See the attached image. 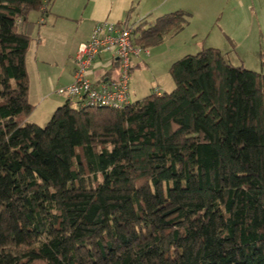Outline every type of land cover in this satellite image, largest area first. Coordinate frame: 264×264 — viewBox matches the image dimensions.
<instances>
[{
	"label": "trees",
	"instance_id": "1",
	"mask_svg": "<svg viewBox=\"0 0 264 264\" xmlns=\"http://www.w3.org/2000/svg\"><path fill=\"white\" fill-rule=\"evenodd\" d=\"M50 2L0 0V264H264V73L206 47L171 65L172 91L68 99L42 127L23 24ZM189 16L144 22L135 43Z\"/></svg>",
	"mask_w": 264,
	"mask_h": 264
},
{
	"label": "crops",
	"instance_id": "2",
	"mask_svg": "<svg viewBox=\"0 0 264 264\" xmlns=\"http://www.w3.org/2000/svg\"><path fill=\"white\" fill-rule=\"evenodd\" d=\"M136 1L138 3L135 5ZM51 2L53 4L52 6H50V3L48 5L44 23V25L51 24L50 28H46V30L42 33L43 39L40 38L39 44H37L35 49V56L37 61L36 72L39 75L40 79V82L38 81L36 83V92L40 95L39 98L42 99L43 102L44 100H48L47 98L50 97V88L54 86L55 83L51 77V73L56 72L55 69L60 70V74L57 73L59 76L58 80L59 82H63L59 87L68 85L73 82L75 56L78 51L79 45L90 38L93 28L101 20H111L115 23L134 26L135 38H138L139 33H137L135 29L138 25L146 22V27H149L150 24H153L159 17L178 10H184L190 14L189 22L188 24H186L184 29L188 25H190L192 18L196 14L198 15V17L208 16V18H215L219 13L220 15L216 18H222L224 13H228L230 14V16H228L227 18L239 19L242 18L237 16L239 12H244L245 14L251 12L252 14H254L253 16L258 15L259 17V14H261V16H263L264 18V0H95L92 9L86 16H79L77 14V8L79 7L77 0L64 1L66 2L64 6H58V0H51ZM42 14L43 13L40 11L36 20L29 19L28 22L23 24V27L27 34L30 35L31 33V23H35V21L40 23L39 20L42 17ZM131 19L133 20V23H131ZM64 21H68L69 23L65 24ZM69 24L75 25V28L68 31ZM246 24L247 20L243 18V22L237 21L234 27L231 26L230 29H227L226 33L228 34V38H230L232 44L236 43L229 35H234L236 32L234 31L235 28H243ZM57 26L59 29H57ZM257 26L263 29L262 25L257 22L254 24V27L251 28L253 32H255V28ZM247 32L248 30L242 33L246 34ZM179 33L180 32L169 33L159 44L147 47L148 50L150 47L158 46L164 43L168 37H174ZM39 35L40 37H42L41 34ZM51 37L53 39H51ZM49 39L52 40L53 44L54 42L57 43V48L62 47L60 44L61 42H63L62 44H66L67 42H69V50L62 51V54L61 52H59V49L54 48L55 46H47ZM211 47H214V45H212ZM151 54L152 51L149 50V54L145 55L151 56ZM134 58H136V60H134ZM26 59L28 68V58ZM111 60L112 54L110 52L102 53L96 58L94 62V70L91 75L93 81L100 82L101 80L114 79L118 77V72L115 71L117 70V66L115 63H112ZM142 62H147V60L144 59L143 56L132 57L131 74L134 67L141 68ZM157 90L158 91L153 92H157L159 94L163 93L160 88H158ZM55 92H57V90ZM132 96L133 93L131 94V99ZM64 97V100L51 99L50 102H42L41 107L48 110V113L50 111L55 112L56 106L59 107L68 100L66 96ZM134 97L135 99H132V102L144 98L142 95H138L136 93V90L134 91Z\"/></svg>",
	"mask_w": 264,
	"mask_h": 264
},
{
	"label": "rangeland",
	"instance_id": "3",
	"mask_svg": "<svg viewBox=\"0 0 264 264\" xmlns=\"http://www.w3.org/2000/svg\"><path fill=\"white\" fill-rule=\"evenodd\" d=\"M67 0H58V6H64ZM69 1V0H68ZM95 0H77L79 7L77 8V14L79 16H86L92 9ZM138 2L136 1L135 5ZM50 2V6H52ZM39 12H32L29 19L36 20ZM197 15V14H196ZM194 16L191 20L190 25H188L182 32L174 37H168L164 43L150 47L149 50L152 51L151 56L141 55L147 62L141 63V68L134 67L130 79V90L133 93L132 99L134 100V91L138 95L146 97V95L152 93L153 91H158L160 88L162 92L172 91L175 87L174 79L170 73V67L173 62L180 59L184 55L191 53L195 54L206 47H218L227 57V59L235 66H243L247 69L255 70L264 73V18L260 16H253L254 14L244 12H239V19L227 18L230 16L228 13H224L222 18H216L220 14L218 13L215 18L201 17L198 15ZM243 18L247 20V24L243 28H235L234 35H229L236 44H232L228 34L227 29L231 26L234 27L237 21L243 22ZM113 22L111 20H101ZM133 23V20H130ZM68 24V21H64ZM259 22L263 29L259 26L255 28V32L251 28L254 24ZM30 23V22H29ZM28 23V24H29ZM115 23V22H114ZM51 24H41L39 22L31 23L32 29L30 35L32 36V43L28 51V69H29V79H30V102L35 105L33 112L29 115L28 121L36 123L42 127L46 126L47 123L52 118L54 111L49 112L41 107L43 102L40 99V95L36 92L37 85L39 81V75L36 72V56L35 49L37 44H39L40 38L43 39L42 33L46 28H50ZM27 26V25H26ZM75 28V25L68 26V31ZM57 29L58 26H57ZM246 34L242 33L247 31ZM58 33V32H56ZM42 37H40V35ZM51 39H53L51 37ZM49 39L47 46H55V49H59V52L63 54L62 51L69 50V42L62 44L61 48H57V43L52 42ZM46 50V49H45ZM47 51V50H46ZM48 52V51H47ZM136 57V56H135ZM149 58V59H148ZM136 60V58H134ZM56 72L51 73V77L54 80V86L50 88V97L45 102H50L51 99L54 100H64V96L55 92L63 82H59L58 74L60 70L55 69ZM118 71V70H115ZM58 73V74H57ZM157 77H156V76ZM149 87V89H148ZM148 89V90H147ZM141 92V94H140ZM144 93V94H142ZM52 95V96H51ZM58 106H56L57 109Z\"/></svg>",
	"mask_w": 264,
	"mask_h": 264
},
{
	"label": "built area",
	"instance_id": "4",
	"mask_svg": "<svg viewBox=\"0 0 264 264\" xmlns=\"http://www.w3.org/2000/svg\"><path fill=\"white\" fill-rule=\"evenodd\" d=\"M47 8L46 5L42 10ZM40 23H45L42 14ZM110 52L112 63L117 66L118 77L114 79L92 80L94 62L100 54ZM149 54L146 47L135 43L134 26L114 22H98L90 38L79 45L75 56L74 79L68 85L57 89L77 105L111 107L121 109L132 103L130 93V74L132 57Z\"/></svg>",
	"mask_w": 264,
	"mask_h": 264
}]
</instances>
